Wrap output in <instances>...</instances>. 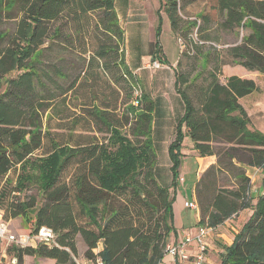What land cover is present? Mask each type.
I'll list each match as a JSON object with an SVG mask.
<instances>
[{
  "label": "trees",
  "instance_id": "16d2710c",
  "mask_svg": "<svg viewBox=\"0 0 264 264\" xmlns=\"http://www.w3.org/2000/svg\"><path fill=\"white\" fill-rule=\"evenodd\" d=\"M198 1L208 10L197 34L212 23L237 37L247 33L228 48V60L217 50L203 56L213 67L201 74L202 83H193V95L186 88L192 81L178 64L176 89L185 113L169 146L172 184L166 188L155 178L154 105L127 64L116 0H0V211L5 222L23 219L31 233L48 227L56 236L53 246H8L12 264H24L26 256L81 264L78 236L85 261L163 264L176 232L173 194L181 180L184 137L200 158L217 157L210 171L233 174L235 187L214 185L205 208L199 200L203 226L217 228L255 209L233 244L222 248L220 264H264V195L253 206L246 173L264 169V136L251 128L241 104L259 88L253 76L233 70L264 76V0H162L176 36L195 26L183 23L180 12ZM185 43L183 56L189 49L201 54L205 42L189 34ZM160 54L156 44L153 59L164 65ZM54 131L67 136L58 140ZM47 142L51 151L36 157ZM73 165L76 171L65 179ZM30 187L38 195L29 194Z\"/></svg>",
  "mask_w": 264,
  "mask_h": 264
},
{
  "label": "rangeland",
  "instance_id": "374dc122",
  "mask_svg": "<svg viewBox=\"0 0 264 264\" xmlns=\"http://www.w3.org/2000/svg\"><path fill=\"white\" fill-rule=\"evenodd\" d=\"M135 1L137 5L135 13L138 15L136 21L139 25L138 33L133 34V31H130L131 22L129 20L122 22L123 26L126 27V60L127 64L132 68L138 60L142 61V67H151H148L150 70L148 73H143L141 76H139V73H136V76L139 81V86L143 89L150 101H152L154 109L157 110L156 116L153 115V121L156 119V125L153 124L156 130L152 127V138L153 129L155 130L154 137L156 144L154 148L157 157L155 178L161 186L170 188L172 172L168 151L170 144L176 138L178 123L185 113V104L176 89L177 66L180 63L179 73L189 76L192 81L186 88H190L188 91L193 95L195 87L193 83H202L203 79H200L201 74H204L205 77L213 67L212 62L203 56L214 54V50H217L224 60H228L226 57L228 48L239 44L247 31H240V35L237 37L233 33L221 31L215 23H212L213 25H210L203 33H198V35V26H200L202 22L200 17L208 10L205 1H198L191 6L183 8L180 12L183 23L188 25L195 24V26L191 27L190 31H187L183 37L176 36L171 29L170 21L164 10L162 0ZM118 7L121 10L122 6L119 5ZM189 34H191L192 40L196 42H198L199 37H202V41L205 43L203 45L204 47H200L201 54L194 53L192 49H189V52L184 56L181 54V52L185 51V42H187V35ZM156 44H158L161 50L162 55L160 54V57L166 61L164 65L159 61H152ZM155 62L160 64L159 69L152 67ZM233 70L238 76L241 75V77L253 76L252 79L255 80L258 85L259 90L243 99L241 103L250 116L252 122L251 128L257 134L264 136V76L257 73L255 74L254 72H248L241 67ZM222 74L221 81H224V77L226 76L224 73ZM50 125L52 128H56L58 123L53 119ZM52 134L58 140H62L61 136L63 135L67 136V133L63 131H54ZM105 136L106 135L101 134L98 135V138L103 139ZM50 151L51 146L49 142H47L43 151L37 153L36 157H40V155ZM182 153L184 157L179 170L181 179L180 191L188 190L192 194L190 198L198 204V210H201L199 200L202 201L204 208L208 206L213 196L214 185L227 188L235 187L233 174L231 172L210 171V168L217 164V157H208L204 160L198 159L200 157L194 151L193 145L188 137L183 138ZM213 161L215 164L211 165ZM76 169L77 167L75 165L70 166L65 172L64 178L67 179L70 175H73ZM249 170L253 178L259 176L257 175L254 177L255 171ZM261 176L262 177H258L259 183L264 182V173H262ZM14 178L15 174L12 173L10 179L14 180ZM202 179H204V182L200 184ZM255 184L256 182L254 185ZM256 189L258 190L259 188L255 187V190ZM171 193L173 194V189H171ZM29 194L38 195L36 187H30ZM76 216L80 224H85L87 222V219L81 215L78 208H76ZM10 228L14 233L18 234L29 232V228L25 222L23 223V219H16V221L11 223ZM77 246V260L82 264L85 262L84 253L86 252V247L80 236L77 237ZM221 247L220 245V248ZM7 248L5 243L0 244V264H12V257L7 253ZM4 255L7 257L2 258ZM24 264L51 263L46 259L26 256L24 257Z\"/></svg>",
  "mask_w": 264,
  "mask_h": 264
},
{
  "label": "crops",
  "instance_id": "0c3cea01",
  "mask_svg": "<svg viewBox=\"0 0 264 264\" xmlns=\"http://www.w3.org/2000/svg\"><path fill=\"white\" fill-rule=\"evenodd\" d=\"M115 4H116V11L118 14L119 22L125 31V35H126V27L123 26L122 22L127 21V20L131 22L130 31H133V34L138 33L139 25L137 24V21H136L138 19V15L137 13H135L136 7H137L136 1L135 0H121V3H120V0H116ZM119 5L122 6L121 10L118 7ZM154 53H153V56H154ZM154 60L155 59H152V61ZM141 64H143L142 61L138 60V62L134 64L133 68L129 65L130 69L133 71L135 75L136 73H139V76H141V74L143 75V73H148V71H150L148 69V67L150 66L142 67ZM242 101L243 99L241 100V102ZM156 113H157V110H155V113L153 115L156 116ZM153 124L156 125V119H154ZM154 125H153V128L156 130ZM154 129H153V143L155 147L156 143H155V137H154V132H155ZM198 159L204 160L205 158H198ZM213 164H215L214 161L211 163V165ZM249 169L255 171L254 177H256L257 175L259 176H257V178H253L250 175ZM246 172H247V175L251 178V182H252L251 197H252L253 206H256V204L258 203V199L264 195V187H263L264 182L259 183L260 181L258 180V177H262L261 174L264 173V169L259 170L256 168H248L246 169ZM255 182L256 184L254 185ZM255 187H258L259 189L255 190ZM173 195H176V200H175L174 208H173V213H174L173 222H174L176 232L175 233L173 232L170 235V238H169L170 244L178 243L179 241H181V239L184 237L185 234L195 233L198 230V228L203 226L202 216L200 212L201 210H198V209L189 210L185 208L184 206L186 201H194L192 198H190V195L192 194L188 190L180 191V184H179L176 192ZM254 211H255L254 208L241 211L237 215L225 221V223H223L222 225L215 228V231L207 239L209 248L207 250L208 258L206 257L205 264H210V263L220 264L221 262L220 255L223 253V249L221 248L226 247V246L228 247L233 244L235 237L241 232L244 225L251 219V217L254 214ZM14 221L16 220H12L8 222L9 225H11V223ZM220 245L222 246L221 248H220ZM195 249H196V246L193 244L189 249V253L191 256L194 255ZM6 257H7L6 255L2 256V258H6ZM46 260H48L51 264H55L54 260H51V259H46ZM163 264H180V263L176 262L175 260L171 258L165 257Z\"/></svg>",
  "mask_w": 264,
  "mask_h": 264
},
{
  "label": "built area",
  "instance_id": "2783aa9c",
  "mask_svg": "<svg viewBox=\"0 0 264 264\" xmlns=\"http://www.w3.org/2000/svg\"><path fill=\"white\" fill-rule=\"evenodd\" d=\"M155 69L160 68V64L155 62L152 66ZM141 100V91L137 90L135 93V101L133 105L138 107ZM260 170V169H259ZM185 208L189 210H197L198 204L195 201H186ZM215 231L208 225L201 226L195 233H187L176 244H170L166 248L165 256L175 260L180 264H205L207 257V250L209 248L207 239ZM55 233L48 227H42L37 233H14L10 228L8 222L3 220L2 212L0 211V244L5 243L8 246H15L18 248H24L28 246H35L37 244H43L53 246L55 244ZM196 246L194 255H190L189 249L192 245ZM15 261L12 260V263ZM82 264H104L103 261L98 258L96 261H85Z\"/></svg>",
  "mask_w": 264,
  "mask_h": 264
}]
</instances>
